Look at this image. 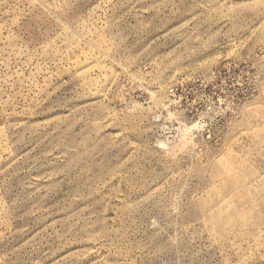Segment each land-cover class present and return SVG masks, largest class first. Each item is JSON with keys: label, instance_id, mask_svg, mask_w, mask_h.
Returning a JSON list of instances; mask_svg holds the SVG:
<instances>
[{"label": "rangeland", "instance_id": "1", "mask_svg": "<svg viewBox=\"0 0 264 264\" xmlns=\"http://www.w3.org/2000/svg\"><path fill=\"white\" fill-rule=\"evenodd\" d=\"M0 264H264V0H0Z\"/></svg>", "mask_w": 264, "mask_h": 264}]
</instances>
